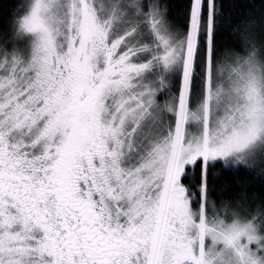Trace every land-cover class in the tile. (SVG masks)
Here are the masks:
<instances>
[{
	"label": "snow or ice",
	"instance_id": "1",
	"mask_svg": "<svg viewBox=\"0 0 264 264\" xmlns=\"http://www.w3.org/2000/svg\"><path fill=\"white\" fill-rule=\"evenodd\" d=\"M0 0V264H264V0Z\"/></svg>",
	"mask_w": 264,
	"mask_h": 264
},
{
	"label": "trees",
	"instance_id": "2",
	"mask_svg": "<svg viewBox=\"0 0 264 264\" xmlns=\"http://www.w3.org/2000/svg\"><path fill=\"white\" fill-rule=\"evenodd\" d=\"M173 4L176 6V11H179V6L183 3V0H172Z\"/></svg>",
	"mask_w": 264,
	"mask_h": 264
}]
</instances>
